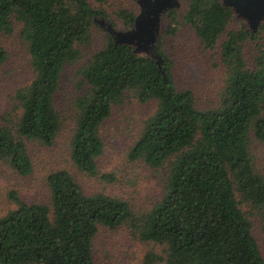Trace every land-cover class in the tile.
Returning <instances> with one entry per match:
<instances>
[{
	"label": "trees",
	"instance_id": "16d2710c",
	"mask_svg": "<svg viewBox=\"0 0 264 264\" xmlns=\"http://www.w3.org/2000/svg\"><path fill=\"white\" fill-rule=\"evenodd\" d=\"M182 22L191 26L205 50L220 45L225 69L219 104L195 106L189 90H178L173 62L158 42L153 56L115 44L101 25L114 29L102 8L89 0H0V39L17 36L25 45L31 77L13 95L11 113L0 120V161L18 175L32 173L26 141L53 145L63 125L55 97L68 66L82 59L94 28L105 34L77 74L84 91L72 102L74 125L69 159L86 176L113 181L99 171L104 143L101 125L112 108L132 95L156 107L127 154L130 162L149 168L169 163L163 196L143 213L104 193L85 194L65 171L47 177L50 203H25L16 191L7 194L14 208L0 215V264H96L93 238L99 227L127 225L142 242L163 246L143 264H264L252 226L236 195L264 206V178L254 169L250 137L264 144V19L256 29L241 22L228 30L233 10L221 0H186ZM177 9L163 18L165 31L179 26ZM116 16L128 29L136 16L125 9ZM253 57L245 59V45ZM8 54L0 43V74Z\"/></svg>",
	"mask_w": 264,
	"mask_h": 264
},
{
	"label": "rangeland",
	"instance_id": "374dc122",
	"mask_svg": "<svg viewBox=\"0 0 264 264\" xmlns=\"http://www.w3.org/2000/svg\"><path fill=\"white\" fill-rule=\"evenodd\" d=\"M89 1L94 8H102L107 12L109 19L114 22L113 30L118 33L129 32L131 28L128 29L117 18L116 12L125 9L137 16L140 11L138 0ZM186 7V0L178 1L175 9L179 26L173 34L165 33L170 20L161 17L156 42L159 41L163 53L173 62L171 72L176 88L191 91L198 109H214L219 104L225 77L220 55V45L225 35L218 40L213 50H205L193 28L182 22ZM235 16L228 30L238 28L241 22L246 24L238 14ZM17 30L16 28V32ZM16 32L0 39L8 54L0 74V120L11 113L15 91L31 77L25 45ZM92 39L90 45L81 48L82 59L77 64L68 66L61 76L55 101L63 117V125L53 145L26 141V150L33 166L32 173L20 176L8 164L0 161V215L15 207L7 198L11 190L16 191L25 203H50L47 177L58 170L69 172L85 194L104 193L119 198L127 202L135 213L145 212L163 196L169 163L153 169L142 162H130L127 157L141 132L143 122L154 112L155 102L141 103L132 95H127L121 104L112 108L110 117L101 125L100 136L104 150L97 161L98 168L101 173L111 175L113 181L104 182L99 178L86 176L70 162L69 143L75 118L72 102L85 90L77 70L88 61L93 52L103 47L105 34L99 28H94ZM253 54L252 46L245 45L247 62L252 61ZM250 139L249 151L253 167L264 178V144L253 135ZM236 198L240 209L251 223L253 236L264 258V206H254L242 201L239 195ZM150 251L163 256L165 254L163 246L140 241L127 225L114 229L99 227L93 238L92 255L96 264H143L145 254Z\"/></svg>",
	"mask_w": 264,
	"mask_h": 264
},
{
	"label": "water",
	"instance_id": "95a60500",
	"mask_svg": "<svg viewBox=\"0 0 264 264\" xmlns=\"http://www.w3.org/2000/svg\"><path fill=\"white\" fill-rule=\"evenodd\" d=\"M222 3L242 17L248 27L256 29L260 20L264 19V0H223ZM141 14L134 20V28L126 33H118L101 22V25L112 36L114 43L134 45L136 52H144L153 56L156 44L157 22L159 14L165 9H175L178 0H138ZM148 27V44L140 43L143 33ZM143 45L145 47H143Z\"/></svg>",
	"mask_w": 264,
	"mask_h": 264
},
{
	"label": "flooded vegetation",
	"instance_id": "af4514ba",
	"mask_svg": "<svg viewBox=\"0 0 264 264\" xmlns=\"http://www.w3.org/2000/svg\"><path fill=\"white\" fill-rule=\"evenodd\" d=\"M178 1H179V0H178ZM221 1H223V0H221ZM175 8H176V7H175ZM170 9H171V8H170ZM167 10H169V9H165V10H163V11L159 14L158 22H157V25H156V27H157V32H158L159 24H160V21H161V17L164 15L165 12H167ZM140 14H141V9H140L139 14H138L137 16H139ZM146 35H149V33H148V27H147V29L145 30V32L143 33V36H142V39H141V42H140V43L148 44V43H147V41H148V37H147ZM155 35H156V38H157V34H155ZM130 46H132V47L135 49L134 45H130ZM143 47H145V46L143 45Z\"/></svg>",
	"mask_w": 264,
	"mask_h": 264
}]
</instances>
